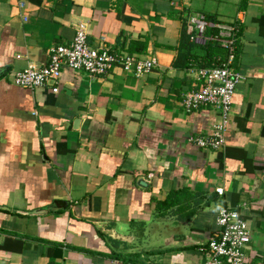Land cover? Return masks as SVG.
Returning <instances> with one entry per match:
<instances>
[{"label": "crops", "instance_id": "crops-1", "mask_svg": "<svg viewBox=\"0 0 264 264\" xmlns=\"http://www.w3.org/2000/svg\"><path fill=\"white\" fill-rule=\"evenodd\" d=\"M200 16L242 75L217 149L189 136L218 111L181 103L195 67L177 48ZM78 27L157 64L13 82ZM222 205L248 223L246 264H264V0H0V264H202Z\"/></svg>", "mask_w": 264, "mask_h": 264}, {"label": "built area", "instance_id": "built-area-1", "mask_svg": "<svg viewBox=\"0 0 264 264\" xmlns=\"http://www.w3.org/2000/svg\"><path fill=\"white\" fill-rule=\"evenodd\" d=\"M192 22L190 38L203 43L206 24L204 18L200 16L192 19ZM86 34L83 27L76 28L68 43L56 44L50 48L45 64L38 66L28 63L13 74V82L29 88L48 83L51 84L52 91H57V81L63 67L97 75L104 74L116 66L140 73L151 70L157 64L154 56L142 57L130 52L113 51L105 46H92L88 43ZM223 45L229 50L228 59L220 65L193 68L194 87L188 90L181 100L186 112H191L201 105H210L219 113V118L212 123L209 135L189 136V140L199 147L217 149L224 146L232 95L242 77L241 73L230 65L233 39L224 40ZM215 190L222 193L223 189L217 186ZM215 222L217 228L204 246L205 258L202 264H246L244 249L250 240V231L241 208L222 205L217 211Z\"/></svg>", "mask_w": 264, "mask_h": 264}, {"label": "trees", "instance_id": "trees-1", "mask_svg": "<svg viewBox=\"0 0 264 264\" xmlns=\"http://www.w3.org/2000/svg\"><path fill=\"white\" fill-rule=\"evenodd\" d=\"M210 32L214 34L216 31L210 26H205L203 30L205 41L203 43H197L190 39V34H186L185 28L182 29V34L180 36V42L177 49L180 52V58L183 56L185 61L184 63L187 64L186 67L220 65L224 61L226 49L222 47L217 41L208 37ZM129 52L132 51L129 50Z\"/></svg>", "mask_w": 264, "mask_h": 264}, {"label": "water", "instance_id": "water-1", "mask_svg": "<svg viewBox=\"0 0 264 264\" xmlns=\"http://www.w3.org/2000/svg\"><path fill=\"white\" fill-rule=\"evenodd\" d=\"M142 180H143V178H139V179H138V182H139L140 184H142V185H145V183H144Z\"/></svg>", "mask_w": 264, "mask_h": 264}]
</instances>
